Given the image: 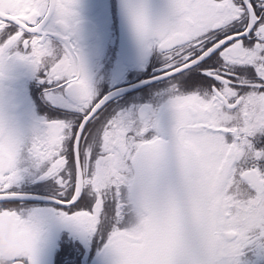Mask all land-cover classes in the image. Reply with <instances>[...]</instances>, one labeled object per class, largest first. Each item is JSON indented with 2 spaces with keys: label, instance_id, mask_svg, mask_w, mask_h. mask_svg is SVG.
Listing matches in <instances>:
<instances>
[{
  "label": "snow or ice",
  "instance_id": "obj_1",
  "mask_svg": "<svg viewBox=\"0 0 264 264\" xmlns=\"http://www.w3.org/2000/svg\"><path fill=\"white\" fill-rule=\"evenodd\" d=\"M0 264H264V0H0Z\"/></svg>",
  "mask_w": 264,
  "mask_h": 264
}]
</instances>
